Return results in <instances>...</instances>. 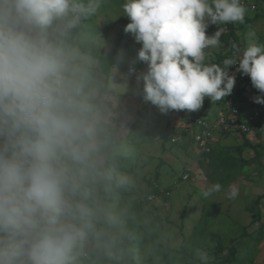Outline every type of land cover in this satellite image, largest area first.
<instances>
[{
  "label": "clouds",
  "instance_id": "obj_1",
  "mask_svg": "<svg viewBox=\"0 0 264 264\" xmlns=\"http://www.w3.org/2000/svg\"><path fill=\"white\" fill-rule=\"evenodd\" d=\"M101 2L0 0V264H188L182 242L134 206L137 179L117 164L134 155L127 117L74 39ZM122 10L147 66L128 76L161 113L230 95L233 66L264 94V44L233 43L223 67L206 62L224 32L207 28L243 23L241 0H125ZM252 99L264 105V95ZM211 259L194 252L197 264Z\"/></svg>",
  "mask_w": 264,
  "mask_h": 264
},
{
  "label": "rangeland",
  "instance_id": "obj_2",
  "mask_svg": "<svg viewBox=\"0 0 264 264\" xmlns=\"http://www.w3.org/2000/svg\"><path fill=\"white\" fill-rule=\"evenodd\" d=\"M248 1L255 3L256 10H246L243 23H232V37L241 49L250 43L264 44V0ZM124 2L102 0L96 15L85 21L74 39L92 58L94 68L100 58L115 59L108 77L98 76L112 87L117 112L127 117L124 142L134 149V155L118 159L117 164L137 179L129 194L134 206L155 217L166 234L182 242L188 264H197L196 249L208 251L210 264H264V196L256 202L264 195V113L255 132L244 136L213 133L210 152L201 153L191 138V117L217 119L238 82L232 93L219 101L205 97L198 111L161 113L143 100L142 83L138 86L135 76H128L130 66L137 72L146 71L147 66L137 60L141 45L124 31L131 22L123 13ZM219 28L224 29V24H210L206 35ZM231 50L223 32L220 45L206 50L210 53L206 62L223 67ZM228 71L236 77L234 66ZM137 111L146 114L143 118L132 116ZM215 183L222 186L221 191L204 198L202 191ZM233 184L239 195L229 199L226 193Z\"/></svg>",
  "mask_w": 264,
  "mask_h": 264
},
{
  "label": "built area",
  "instance_id": "obj_3",
  "mask_svg": "<svg viewBox=\"0 0 264 264\" xmlns=\"http://www.w3.org/2000/svg\"><path fill=\"white\" fill-rule=\"evenodd\" d=\"M241 3L248 11H255V3L248 0H241ZM232 23L224 24V32L228 35L229 44L232 45L234 39L230 36V27ZM232 50L230 51V55ZM236 70V68H235ZM240 74L244 84L239 99L234 95L226 101L224 112L213 121H206L198 117H191L192 123V141L195 148L201 153H209L211 150V142L213 133L219 134H238L247 135L257 130V123L264 113V105L253 102L254 96H261L252 84L250 77ZM183 179H187V175Z\"/></svg>",
  "mask_w": 264,
  "mask_h": 264
},
{
  "label": "trees",
  "instance_id": "obj_4",
  "mask_svg": "<svg viewBox=\"0 0 264 264\" xmlns=\"http://www.w3.org/2000/svg\"><path fill=\"white\" fill-rule=\"evenodd\" d=\"M232 29L233 28L231 26L230 27V36H232ZM114 61H115V59H114L113 56H111L110 58H106V57L100 58V62L94 68V71L98 75H103L105 77H108L109 70L114 65ZM236 81L238 82V85H237L235 93H234V98L239 99V97L241 95V92H242V89H243V84H244L243 78H242V76L240 74H236ZM145 114H146V111L145 112L137 111L136 113H133L132 116H137V117L143 118L145 116ZM169 121H170V119H169ZM245 145H247V147H250V145L248 144L247 141L245 142ZM255 156L258 157L259 154L256 152ZM242 164L243 165H247V162L243 161ZM263 196L264 195L258 197L256 202H258Z\"/></svg>",
  "mask_w": 264,
  "mask_h": 264
}]
</instances>
